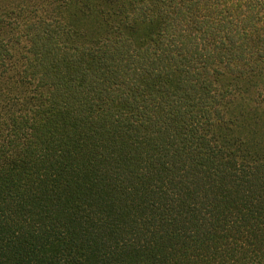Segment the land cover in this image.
Listing matches in <instances>:
<instances>
[{"label": "trees", "instance_id": "trees-1", "mask_svg": "<svg viewBox=\"0 0 264 264\" xmlns=\"http://www.w3.org/2000/svg\"><path fill=\"white\" fill-rule=\"evenodd\" d=\"M72 1L0 0V264H264V0Z\"/></svg>", "mask_w": 264, "mask_h": 264}, {"label": "rangeland", "instance_id": "rangeland-1", "mask_svg": "<svg viewBox=\"0 0 264 264\" xmlns=\"http://www.w3.org/2000/svg\"><path fill=\"white\" fill-rule=\"evenodd\" d=\"M120 1H72L59 6L58 10L73 39L83 44H95L102 39L107 24L118 25L135 39H146L155 32L157 23L126 25L116 10Z\"/></svg>", "mask_w": 264, "mask_h": 264}]
</instances>
